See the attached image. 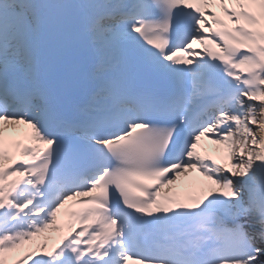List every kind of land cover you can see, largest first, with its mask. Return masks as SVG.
Masks as SVG:
<instances>
[{"label": "snow or ice", "instance_id": "1", "mask_svg": "<svg viewBox=\"0 0 264 264\" xmlns=\"http://www.w3.org/2000/svg\"><path fill=\"white\" fill-rule=\"evenodd\" d=\"M0 264H264V0H0Z\"/></svg>", "mask_w": 264, "mask_h": 264}]
</instances>
